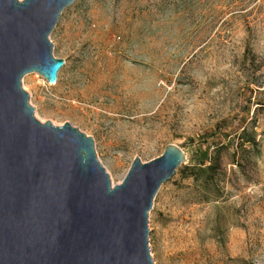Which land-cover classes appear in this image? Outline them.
Returning <instances> with one entry per match:
<instances>
[{"label": "rangeland", "instance_id": "1", "mask_svg": "<svg viewBox=\"0 0 264 264\" xmlns=\"http://www.w3.org/2000/svg\"><path fill=\"white\" fill-rule=\"evenodd\" d=\"M49 39L65 63L22 77L34 116L91 137L112 185L185 154L148 212L154 264H264V0H75Z\"/></svg>", "mask_w": 264, "mask_h": 264}, {"label": "water", "instance_id": "2", "mask_svg": "<svg viewBox=\"0 0 264 264\" xmlns=\"http://www.w3.org/2000/svg\"><path fill=\"white\" fill-rule=\"evenodd\" d=\"M75 0H0V264H154L148 212L185 161L169 143L112 185L91 137L39 121L22 77L53 84L49 35Z\"/></svg>", "mask_w": 264, "mask_h": 264}, {"label": "trees", "instance_id": "3", "mask_svg": "<svg viewBox=\"0 0 264 264\" xmlns=\"http://www.w3.org/2000/svg\"><path fill=\"white\" fill-rule=\"evenodd\" d=\"M250 141L255 143V141L253 139H251ZM207 158H208L207 153L205 151L200 150V159H198L197 165H194L193 168H196V170L198 172H204V171H208V170L212 169V166L214 164H216V165L218 164L217 163L218 159H216V158H215L216 161L212 160V162L210 161L209 164H206ZM185 170H188V169H184L181 173L183 174L185 172ZM192 170H194V169H192Z\"/></svg>", "mask_w": 264, "mask_h": 264}]
</instances>
